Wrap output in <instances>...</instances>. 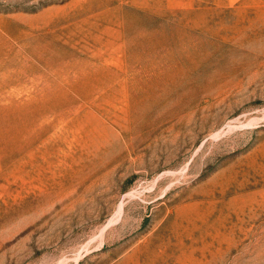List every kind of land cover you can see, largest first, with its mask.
<instances>
[{
    "label": "rangeland",
    "instance_id": "374dc122",
    "mask_svg": "<svg viewBox=\"0 0 264 264\" xmlns=\"http://www.w3.org/2000/svg\"><path fill=\"white\" fill-rule=\"evenodd\" d=\"M0 264H264V0H0Z\"/></svg>",
    "mask_w": 264,
    "mask_h": 264
}]
</instances>
